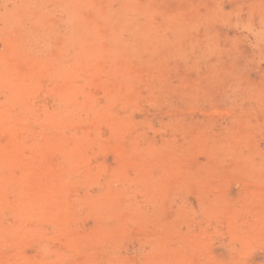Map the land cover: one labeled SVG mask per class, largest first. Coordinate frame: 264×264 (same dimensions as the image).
<instances>
[{
    "label": "rangeland",
    "instance_id": "374dc122",
    "mask_svg": "<svg viewBox=\"0 0 264 264\" xmlns=\"http://www.w3.org/2000/svg\"><path fill=\"white\" fill-rule=\"evenodd\" d=\"M0 264H264V0H0Z\"/></svg>",
    "mask_w": 264,
    "mask_h": 264
}]
</instances>
